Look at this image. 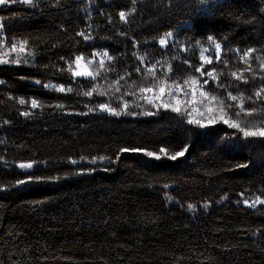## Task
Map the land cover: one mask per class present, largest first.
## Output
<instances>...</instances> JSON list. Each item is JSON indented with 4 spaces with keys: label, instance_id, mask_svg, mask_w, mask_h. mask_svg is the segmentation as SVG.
<instances>
[{
    "label": "trees",
    "instance_id": "16d2710c",
    "mask_svg": "<svg viewBox=\"0 0 264 264\" xmlns=\"http://www.w3.org/2000/svg\"><path fill=\"white\" fill-rule=\"evenodd\" d=\"M209 3L207 11L199 0H39L36 8L0 7L6 46L28 41L24 52L0 64V264H264V204L242 203L264 199V138H245L220 120L264 127V0ZM209 37L221 44L219 56ZM250 48L255 51L245 56ZM204 49L210 64L200 59ZM78 55L95 79L72 75ZM17 56L22 62L11 63ZM119 76L125 78L114 84ZM161 81V100L179 101L181 113L143 115L156 111L147 99L159 94ZM152 85V92H139ZM94 86L90 97L82 94ZM20 98L64 108H32ZM102 102H127V111L139 115H109L96 109ZM241 103L257 111L248 115ZM210 116L217 122L208 124ZM188 118L207 126L189 125ZM184 143L189 151L176 161L120 153L166 146L171 154ZM22 162H35L31 171L38 177L60 179L17 186L25 178Z\"/></svg>",
    "mask_w": 264,
    "mask_h": 264
},
{
    "label": "snow or ice",
    "instance_id": "6c2138e0",
    "mask_svg": "<svg viewBox=\"0 0 264 264\" xmlns=\"http://www.w3.org/2000/svg\"><path fill=\"white\" fill-rule=\"evenodd\" d=\"M199 3L201 5L205 6V8H204L205 11H207L211 7V4L209 3V0H199ZM11 4H20V5L28 6V7H31V8H36V7H39V0H0V6H8V5H11ZM119 18L122 21L126 20V13L124 11H120L119 12ZM2 20H3V18L0 17V21H2ZM4 28H5V24L3 22H0V37L3 36ZM78 35L83 36L84 40L90 39V34L89 35H85L84 32H80V33H78ZM172 35L173 34L171 32L167 33V36H172ZM209 39L212 40L211 37H209ZM165 43H166L165 39H161L159 41V44L162 45V46L165 45ZM27 44H28L27 40H20V41L13 40V42L10 44V46H8L6 48V50H4L2 54H0V64L9 63V61L7 59H5V57L9 53H11V52H24L25 51V46ZM212 44H214L215 49L217 50V56H219V49L221 48V44L220 43H216L215 40H212ZM4 48H5L4 40L2 38H0V49H4ZM206 51H207V49H204V50L201 51L200 59L202 61H207V63L210 64L212 61L204 56V52H206ZM253 51H255V49H251V48L248 49L247 52L245 53V56L251 55V53ZM93 55H95V54H93ZM103 56L108 57L109 60L112 59V57L108 56L107 52H104ZM61 59H63V57ZM82 59H83V57L79 56V55L76 56V58H75L74 62L77 65L78 68L80 67V61ZM21 62L22 61H21L19 56H17L15 59H13L11 61V63H14V64H20ZM23 63H28V62L27 61H23ZM103 65H104V62H103V60H101L100 61V66L103 67ZM68 70L71 71V66L70 65H69ZM197 70L198 71H202L201 69H197ZM140 71H141V69L139 67L136 68V72L137 73H139ZM147 71L149 73L153 72L152 68H148ZM72 75L73 76H85V75H87V76H91L93 79H95V76H93V74L91 72L76 71V72H73ZM153 75H154V73H153ZM232 75L236 76V73L233 72ZM207 76L211 77L212 76V72L209 71L207 73ZM124 78H125L124 76H119L113 83L118 85L120 83V80H123ZM189 79L192 80L193 84L196 83L195 79H193L191 77H189ZM237 79H239V77H237ZM34 82L36 84H40L41 83L40 80H35ZM245 82H247V81H245ZM3 83H4L3 81H0V84H3ZM184 83L187 84L188 80H185ZM204 83L207 84L208 81L206 80ZM43 87L46 88V89H51V90H54V91H57V92H62V93H64V92L72 93L73 92V88L71 86H69L66 89L63 85L56 86V85H53V84L45 83V84H43ZM98 87L99 86H94V87L91 88L90 91L83 92L82 94L84 96H89L90 97L93 92L97 91ZM153 87H155V85L146 86V87H140L139 88V92L140 93H146V92L150 93V92L153 91ZM221 87H223V86H221ZM115 90L117 92H119L120 88L117 87ZM164 93H165V85H164V82L161 81L160 86H159V94L154 99L153 98H148L147 99V103L150 104L152 106V108L155 109L156 111L154 112V111H151V110H146V111L143 112V115L153 116L157 112H159L161 109H164V110H169L170 109L174 113H177V114L181 113L182 110H181V107L179 106V101H177L176 105L173 106V105H170L169 103L163 102L161 100V97H163ZM98 94L99 95H105L106 93L104 91H100ZM127 94L128 95H134L135 93H131L130 92V93H127ZM200 95H201V97H203L205 99H208V93L207 92H203L202 91L200 93ZM227 95L232 101H236L237 100V96L232 95L230 92L227 93ZM260 95H261L260 91H257L255 93V97L256 98H259ZM193 99H195V97H193ZM210 99L211 100H216V96H212ZM249 99L251 100L253 98L249 97ZM157 101H160V102H157ZM18 103L20 105H24L26 103H29L32 108L39 107V108H41V110L44 107H55L57 109H63L64 108V105L62 103H57L56 105H43V104H40L36 99H31L30 101H26L25 99L20 98V99H18ZM137 107H138V105H137ZM128 108H129V104L127 102H124L122 104V106L118 105L117 107H110L109 103H107V102H102V103H99L98 105H96V109H98L99 111L107 112L109 115H113V116H117V117L120 116L121 114L133 115V116L139 115V113L127 111ZM240 109L242 111H246V114H248V115H251L252 113L257 111L256 108L244 110L242 103L240 105ZM207 110L209 112H211L212 108L210 106H208ZM91 111H94V109L89 108V112H91ZM193 111H197V110L193 109ZM77 114H80V113H77ZM83 114L87 115L88 113H83ZM20 115L27 117V116L33 115V113L30 112V111H22V112H20ZM191 115H192L191 112L187 113L188 117H191ZM235 115L238 117L240 115V112L238 111ZM220 120L222 121L223 124L227 125L228 127L237 129L240 133L243 134V136L245 138H249V137L264 138V127H258V128H255L253 130L252 128H249L247 126L242 127L239 123L231 122L229 119H226L223 116L220 117ZM216 122H217L216 117H213V116L209 117L208 124H214ZM5 123H7V121ZM187 123L189 125H197L200 128H204V127L207 126L204 122H202L199 119H195V118H188L187 119ZM189 147H190V145L188 143H184L181 146H179L178 148L173 149L171 151V154H170L169 147H166V146H161L157 151H150V150L141 149V148H131L130 149V148L125 147V148H121L120 149V153L142 152L144 156L149 157V158H154L155 160H160L162 158V155H163V157H165V158H167L169 160L176 161L178 158H183L185 156V154L188 153ZM84 159H85L84 157H81V160H84ZM99 159L101 161H103L106 158L105 157H100ZM108 159H110V158H108ZM77 162L78 161L75 160V159L70 160V163L73 164V165L77 164ZM90 163H93V164L96 163V159L93 158L90 161ZM34 164H35V162H22V163L18 164V168L23 170V174H24L25 178L18 179L16 181V185L17 186L26 185L28 183L58 181L60 179L59 177H38V176H36L34 174V172L31 171L33 169V167H34ZM241 166L243 167V166H246V165H241ZM76 174L83 175V174H85V172L84 171H78ZM224 199H227V197H224ZM242 203L244 205L248 206L249 208H254L257 204H264V199H261V197L258 196L254 200H252L251 202L249 200H243ZM187 207H188L189 210H193L195 206L193 204H188ZM205 207H207V205H205Z\"/></svg>",
    "mask_w": 264,
    "mask_h": 264
},
{
    "label": "rangeland",
    "instance_id": "374dc122",
    "mask_svg": "<svg viewBox=\"0 0 264 264\" xmlns=\"http://www.w3.org/2000/svg\"><path fill=\"white\" fill-rule=\"evenodd\" d=\"M0 7H3V6H0ZM5 24V23H4ZM0 38H2L3 40H4V44H5V48L4 49H0V54H2L3 53V51L4 50H6V48H7V41L9 40V38H8V34H7V32H6V24H5V28H4V30H3V36L2 37H0ZM167 44V41H166V43H165V45ZM165 45H163V46H165ZM11 53H15V54H17V53H19V52H11ZM11 53H9L7 56H9V55H11ZM6 56V57H7ZM5 57V58H6ZM84 69V67H83V65H82V63H80V67L78 68L77 67V69H76V71H84L83 70ZM75 71V72H76ZM88 71V70H87ZM89 72V71H88ZM87 75H85V76H75V78H85Z\"/></svg>",
    "mask_w": 264,
    "mask_h": 264
}]
</instances>
